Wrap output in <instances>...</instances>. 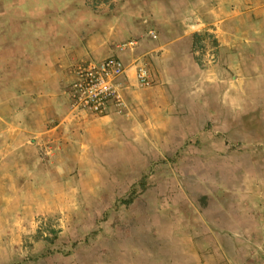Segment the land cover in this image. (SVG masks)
I'll use <instances>...</instances> for the list:
<instances>
[{
	"label": "rangeland",
	"instance_id": "374dc122",
	"mask_svg": "<svg viewBox=\"0 0 264 264\" xmlns=\"http://www.w3.org/2000/svg\"><path fill=\"white\" fill-rule=\"evenodd\" d=\"M89 43L153 77L107 132L38 91ZM261 192L264 0H0V264H240Z\"/></svg>",
	"mask_w": 264,
	"mask_h": 264
},
{
	"label": "built area",
	"instance_id": "2783aa9c",
	"mask_svg": "<svg viewBox=\"0 0 264 264\" xmlns=\"http://www.w3.org/2000/svg\"><path fill=\"white\" fill-rule=\"evenodd\" d=\"M126 71L124 62L116 56L78 63L66 91L69 113L74 117L124 114L128 103L121 85ZM136 83L139 88L153 84L152 74L144 64L136 68Z\"/></svg>",
	"mask_w": 264,
	"mask_h": 264
},
{
	"label": "crops",
	"instance_id": "0c3cea01",
	"mask_svg": "<svg viewBox=\"0 0 264 264\" xmlns=\"http://www.w3.org/2000/svg\"><path fill=\"white\" fill-rule=\"evenodd\" d=\"M89 45H92V44L91 43L87 44L86 47L84 48V50L64 49V50L57 53V57L61 58V59H59L60 61H58L59 62L58 65H56L54 72L50 75L49 78L40 79L41 82H40V85L38 87L39 88L38 91L42 92V94L44 96H46V97L51 96L50 103L57 104V101L62 99V98H60V95H62V92H63V94L66 97V100L68 102V97L66 95V91H67L68 86L72 80V77L70 76L72 73V69H73L72 65H73V63H74V65H76L77 60L79 58H87L89 56L88 54L91 53V52H89V50H90ZM92 46H94V44ZM104 59L105 58L98 59L96 57V60H99V61H102ZM80 61H84V60L82 59ZM124 64H125V62H124ZM68 67H70V69L67 71ZM126 67H127L126 75H125V78L122 79V85L121 86H122V89L124 92V96H125L127 103H128L127 107L131 111H133V104H135V105H141L142 103L145 104V100H144L145 96L144 95L147 94L149 92V90L137 89V88H139L137 86V83H136V68L137 67L134 66V68H133L132 65H130V66L126 65ZM133 69H134V73H133ZM66 85H67V87L65 89ZM62 89L64 91H62ZM39 95H41V93ZM158 95L160 98V92H158ZM34 101L38 102V98L35 97ZM158 103H159V101L156 104H158ZM153 106L154 105L152 104V107ZM131 114H132V112H131ZM58 115L59 114L55 115V117H57ZM49 116H53L52 113H50ZM124 116L125 115H123V114H110L107 116L85 115L82 117H79V116L78 117L73 116V117L76 119L78 118L79 120H85V122L88 121L90 118H99V119H93V120H90L89 122H86V124H87L86 127L89 130H93V129L97 128V126H99V127H101L102 131L107 132V131H109V129L116 128V127H114L116 125L115 123H117L119 120L125 119ZM73 117L70 114H68V112H66V110L63 111L58 116L59 123L56 124L55 129L60 128V130H62L63 129V121H66L68 119L74 120ZM132 117H133V115H132ZM131 122H133V121H130L129 124L132 127L133 123H131ZM119 133L122 134V132H119ZM261 193H264V192H261ZM237 197L240 198V194ZM227 212L229 214V211H227ZM260 213H263V215L258 216V215H260ZM254 216H256L259 219V221H258L259 224H261V223L264 224V206L257 209V211H255ZM216 227H219V226L216 225ZM235 227H236V225H235ZM260 232L264 236V231H260ZM236 242H240V241L237 240ZM257 243H258V248L256 249V254L249 255L247 252H245V248H244V254L242 255L243 261L240 264H264V237L261 239L259 238ZM241 246H239L238 248H241ZM222 253H224V252H222ZM226 256H227L229 261L235 262L234 257L231 258L230 256H228V252H226ZM254 257H256L255 261H253V259H252Z\"/></svg>",
	"mask_w": 264,
	"mask_h": 264
}]
</instances>
